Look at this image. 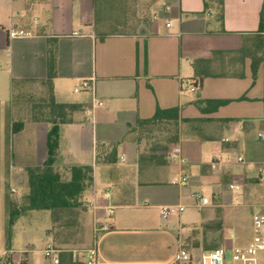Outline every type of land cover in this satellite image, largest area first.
Listing matches in <instances>:
<instances>
[{
  "label": "crops",
  "instance_id": "0c3cea01",
  "mask_svg": "<svg viewBox=\"0 0 264 264\" xmlns=\"http://www.w3.org/2000/svg\"><path fill=\"white\" fill-rule=\"evenodd\" d=\"M143 1L0 0V106L12 104L16 89L23 94L30 85L45 87L47 38L58 37L55 99L79 109L72 123L60 127L54 171L62 176L74 166L94 168V200L85 217L73 215L65 227L85 237L81 248L100 240L105 262L168 264L180 251L184 262L191 257L198 263L195 255L207 253V233L217 247L225 248L227 241L236 247V237L223 235L228 218L221 202L223 175L263 179L264 142L257 135L264 131V62H259L264 56V32L259 33L264 0H224L223 22L213 8L205 10L204 0H152L144 6ZM11 29L33 36L10 39ZM85 80L92 87L75 92ZM199 80L202 86L192 91L190 81ZM198 99L229 102L207 113L197 106ZM158 105L181 109L176 148L182 163L143 154L145 143L136 141L137 120L152 117ZM39 109L41 115L28 119V136L41 150V166L50 124L45 109ZM17 114L14 110L7 119L11 135L27 131L23 122L13 133ZM114 150L115 162L97 159V153L103 159ZM233 154L247 163L240 172L225 171ZM206 177L212 180V194H204L211 201L208 207L222 208L213 216L203 213L208 207L197 209L192 197L201 192ZM227 184L230 188L234 182ZM171 188L177 191L175 199L169 198ZM168 205L185 209L163 218L161 208ZM190 208L197 212L182 214ZM102 224L107 231L99 229ZM61 225H52L56 234ZM9 243L7 250L23 264H47L30 247L17 254ZM183 246L191 248L190 255Z\"/></svg>",
  "mask_w": 264,
  "mask_h": 264
},
{
  "label": "rangeland",
  "instance_id": "374dc122",
  "mask_svg": "<svg viewBox=\"0 0 264 264\" xmlns=\"http://www.w3.org/2000/svg\"><path fill=\"white\" fill-rule=\"evenodd\" d=\"M150 2L152 0H144L142 3L144 6ZM30 86L32 89L28 90L29 93L22 94L20 90L16 89L10 106L6 104L0 106V254L7 251L8 243L10 242L9 244L17 254L22 249L30 247V250L34 251V255L40 263L50 264V261L44 256V250L48 245L66 250L80 249L86 246L87 241L82 234L75 232V230L67 229L65 226L71 218L73 219V215H77V218L81 216L85 217L88 207L82 208L79 211L75 210L73 214L69 213L63 216L59 221L60 225L63 224L61 225L62 229L57 231V234L52 229V225L55 222L52 212L38 210L23 211L17 217L15 224L12 226L11 235H9L10 203L11 201L18 202L22 206L27 204V195L29 193L28 169L38 166L41 159L39 146L29 140L28 130L30 129L31 122L28 119H31V115L34 117L41 115L39 108H44L48 89L46 86L42 90L34 88L33 85ZM43 97L44 99H42ZM14 110H17L18 113L15 121L24 122L28 126L26 132L18 135H11L7 125V119L8 117H13ZM263 145L261 157H263L264 152ZM237 157V154L231 155L230 163L225 169L226 172L227 170H231L232 172L247 167V163L238 162ZM67 172L62 171L63 180L70 179V173ZM217 176H220V174ZM223 177L221 202L224 205V212L228 217L222 227L223 235L225 238L229 237V235L232 238H237L234 241V247H244L251 244L256 233L253 226V216L264 211V179L258 181L249 180L245 179V177H235L231 173L224 174ZM211 181L210 177L204 178L199 188L203 194H212L210 190ZM228 182H234L235 185L239 186V189H230L227 184ZM168 192H170V199L176 198V189L171 188ZM84 198L86 205L92 203L94 197L90 189L85 192ZM221 209L208 207L203 210V213L213 216V214H216ZM189 211L197 212V209H186L182 214L187 215ZM116 212L118 214L121 210H116ZM56 222L58 223V221ZM208 222L212 223L213 221ZM64 227L66 230H64ZM48 232H51V242L49 241ZM203 245V249L207 253L218 246L216 240L213 239L212 233H207ZM230 247L231 243L227 241L224 249L227 250L228 257L231 254L232 248ZM19 256L23 258V256ZM258 256L263 257L264 253H259ZM200 258L201 256L195 255L196 261H199ZM16 260L20 264H23V261L19 257H16Z\"/></svg>",
  "mask_w": 264,
  "mask_h": 264
},
{
  "label": "trees",
  "instance_id": "16d2710c",
  "mask_svg": "<svg viewBox=\"0 0 264 264\" xmlns=\"http://www.w3.org/2000/svg\"><path fill=\"white\" fill-rule=\"evenodd\" d=\"M205 10L213 8L217 16L223 22L224 0H204ZM264 32V8L261 12L259 33ZM263 38V36L261 35ZM264 53V40L262 41ZM259 62H264V56ZM58 64V37L49 36L47 38V77L43 84L48 89L47 100L44 102V109L50 129L47 136V158L41 166L28 169L27 204L22 206L16 202L10 203L9 235L17 217L23 211L38 210L42 212H52L53 220L60 221L63 216L73 214L80 209L87 207L84 194L93 184L92 165L74 166L70 168V179L63 180L62 176L54 171L57 151L60 145V127L74 121L73 114L79 109L77 104L59 103L54 95V80L57 77ZM145 57V69H146ZM256 77V65L254 68ZM198 88L202 86V81H190ZM229 100H202L196 101L202 112H215L219 107L227 104ZM179 107L162 108L156 107L154 115L150 118H139L134 127L135 137L138 144L144 142L143 154H150L163 161H167L168 154L180 143V115ZM17 125V126H16ZM23 122L12 124L13 133H17L23 127ZM97 159L104 163L116 161L115 150L108 156L101 158L97 153ZM170 161V160H168ZM57 223V222H56ZM191 248L183 246V253L190 255ZM190 259H192L190 257ZM60 264H85L81 259H75L73 253L64 251L60 253Z\"/></svg>",
  "mask_w": 264,
  "mask_h": 264
},
{
  "label": "built area",
  "instance_id": "2783aa9c",
  "mask_svg": "<svg viewBox=\"0 0 264 264\" xmlns=\"http://www.w3.org/2000/svg\"><path fill=\"white\" fill-rule=\"evenodd\" d=\"M170 26V24H167ZM10 39L30 37L33 33L24 29H11L8 33ZM190 89L196 91L197 87L190 83ZM91 82L85 80L82 82L80 88H76L75 92H79L82 89L91 88ZM258 139L264 142V132H260L257 135ZM168 158L170 162L184 161L183 156L178 148H174L169 154ZM239 161H243V158L239 157ZM262 178L264 179V162L261 168ZM186 180V176L183 177ZM231 189H239L238 185L231 184ZM192 197L195 199V206L199 210L211 205L210 199L205 196L202 192L193 193ZM185 207L183 205H168L161 208V216L163 218H169L173 214L184 211ZM111 215L114 214V208L108 209ZM253 226L256 231L251 244L244 247H235L231 250L230 257L227 256V251L223 247H217L212 251L205 253L201 256L198 263H194L192 259H188L186 262L183 260V254L180 251H176L168 264H264V256L259 257V253H264V211L260 214L253 216ZM102 231H107V224H102L99 228ZM98 231V229H97ZM64 251H70L73 253L75 258H80L85 264H136L131 262L123 263H109L101 259L100 256V240L95 238V241L91 246L87 248L66 250L57 249L52 245H48L44 250L45 258L50 261V264H60V253ZM0 264H20L17 262L15 257V252L7 250L0 254ZM145 264H161L158 262L145 263Z\"/></svg>",
  "mask_w": 264,
  "mask_h": 264
}]
</instances>
